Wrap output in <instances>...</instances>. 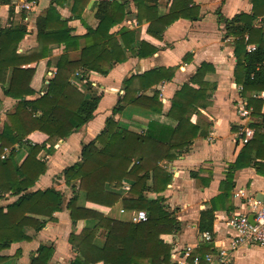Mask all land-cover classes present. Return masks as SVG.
<instances>
[{"label": "trees", "instance_id": "16d2710c", "mask_svg": "<svg viewBox=\"0 0 264 264\" xmlns=\"http://www.w3.org/2000/svg\"><path fill=\"white\" fill-rule=\"evenodd\" d=\"M252 2V14L240 13L226 22L229 33L236 36V79L242 84V95L257 113L263 101L251 98L250 92L254 89L264 90V27H255L253 20L258 15H264V0ZM80 3L81 0H74V17H80V13L76 12ZM134 3L137 23L148 22V33L159 40L175 20L181 17L192 20L199 18L185 4V0H173L169 11L164 14L158 12V0H134ZM126 13L124 2L100 0L95 12L99 22L96 27L88 26L84 35L85 45L77 60L70 59L69 52L79 47L80 36L72 34L67 20L59 18L53 4L44 16L37 18L39 47L31 53L18 51L19 42L27 33L25 23L16 22L10 28H0V83L5 93L17 100L0 131V196L7 192L18 195L6 206L0 205V252L14 242L29 240L30 236L24 228L31 226L36 230L41 229L48 219H55L54 213L63 205L64 196L59 189L31 188L47 170V163L38 157L39 153L44 149H53L57 141L90 121L101 99L98 93L88 97L71 81L72 73L81 69L85 82L90 84L86 76L90 71L106 75L116 63L127 60L131 55L147 57L157 51L158 47L146 40L134 45V30L125 25L111 31L123 21ZM244 33L249 34L247 41L239 38ZM117 34L120 35L119 39ZM254 42L257 48L248 51L247 44ZM52 44L64 46L56 62L55 74L48 79L43 92L28 98L36 90L31 87L35 67L27 65L48 56ZM240 67L244 71L242 77L238 72ZM211 70L212 66L202 63L190 80L176 91L166 113L168 122L159 119L163 114L160 91L155 89L151 95L140 91L172 79L174 67H154L123 80V95L107 117L104 129L96 138L82 144L80 159L65 167L61 176L67 185L77 186L83 191L87 201L106 206L121 202L124 208L132 211L144 209L148 218L133 222L98 215L94 227L84 228L79 234H70L69 242L77 252L70 264H91L98 260L103 264H174L171 258L172 244L162 236L176 233L181 225L162 194L171 182L172 174L159 161L179 158L198 136L200 128L191 121V115L207 104L210 84L204 77ZM128 105L145 109L157 118H152L142 131L124 127L115 119V115ZM255 126L253 139L243 146L235 162L229 166L221 184L223 191L211 198V205L201 213L198 223L200 232L212 230L214 210L219 206V201L229 196L235 170L252 162V150L257 149L256 158H264L257 148L259 141L264 140V130L259 125ZM36 130L47 135V142L32 143L27 138ZM21 146L26 148L27 155L22 162H18L16 154ZM5 147H9L10 151L2 158ZM255 164L260 171L264 168V161L256 160ZM126 178L134 181L129 187L131 196H122L116 191ZM146 191L157 195H146ZM67 207L73 220L92 218L94 214L92 209L79 204L78 195L68 200ZM39 216L47 219H40ZM100 234L104 237V243L97 247L95 238ZM149 243L153 244L156 252L152 256L147 255ZM20 253L17 250L15 256ZM53 253L51 245L40 244L29 264H58L52 261ZM9 258L0 253V263Z\"/></svg>", "mask_w": 264, "mask_h": 264}, {"label": "crops", "instance_id": "0c3cea01", "mask_svg": "<svg viewBox=\"0 0 264 264\" xmlns=\"http://www.w3.org/2000/svg\"><path fill=\"white\" fill-rule=\"evenodd\" d=\"M23 1L32 0H0V28H10L16 22H23L27 26V33L19 42L18 51L27 54L39 47L37 18L44 16L48 7L53 4L59 13V18L67 20L72 34L80 36L79 47L69 52L70 59H79L81 49L85 45L84 35L87 33L88 26L96 27L99 22L95 12L100 0H81L76 9L80 17L73 16L74 0H35L31 9L22 8ZM117 1L125 3L127 13L123 21L115 25L111 31H116L120 26L125 25L134 30V45L137 46L146 40L156 45L158 49L153 55L147 57L131 55L127 60L116 63L106 75L90 71L86 74L90 84L85 82L81 69L72 73L71 81L88 97L98 93L101 94V99L90 121L57 141L53 149H44L39 153L38 157L47 163V170L31 188V190L49 187L59 189L64 196L63 205L54 213L55 219H48L41 229L36 230L26 226L24 230L30 239L14 242L9 248L2 250L0 253L10 258L0 264H29L40 244L51 245L54 248L53 262L70 264L77 256V252L69 242L71 233L79 234L84 228L94 227L98 222V215L129 220L132 210L124 208L121 202L106 206L87 201L84 192L77 186L67 185L61 173L65 167L80 159L82 144L96 138L104 129L107 117L112 114L113 107L123 95V80L133 74L159 66L175 68L172 79L163 80L140 91L148 95H151L155 89L160 91L163 114L159 116V119L168 122L166 113L176 91L190 80L202 63H207L213 68L204 77L210 84L207 90V104L199 107L191 115V121L200 128L198 136L179 158L173 161L165 159L159 161L172 174L171 182L162 194L165 197V203L179 219L181 225L176 233L162 236V239L172 244V249L175 245L181 247L194 244L200 239L198 223L201 213L211 205L210 199L223 191L221 184L226 178L229 166L235 162L244 146L235 142V135L242 124V118L238 113V101L241 98L246 100V98L242 95V84L236 79L235 74L238 66V57L235 52L236 36L229 33L226 20L240 13L252 14V0H185V4L199 18L192 20L181 17L175 20L167 27L160 40L148 33V22L137 23L134 0ZM172 3L173 0H158L159 14L169 11ZM240 23L242 24L243 21ZM253 25L257 28L264 27V15L255 17ZM117 37L119 39L120 35L117 34ZM253 44L257 48V44L255 42ZM63 50V45L52 44L48 56L27 65L35 67L31 87L36 90V93L28 98L36 97L46 89L48 79L55 74L56 62ZM238 72L242 77L243 68L240 67ZM254 90L250 92L251 98L261 99L253 97ZM16 101L5 93L0 83V131L4 123L8 121V113L14 110ZM154 117L157 118L149 111L133 105L126 106L122 112L115 115L120 125L137 131L144 130ZM249 121L254 128L255 125H259L264 130V115L261 109L253 114ZM27 138L32 143L47 142V135L38 130L31 132ZM47 145L49 146V143ZM257 148L264 155V140L259 141ZM256 151V148L252 150V162L235 170L229 196L226 200L219 201V206L214 210L215 218L212 228L214 241L211 244L214 249L227 246L235 233L233 227L227 223L228 219L233 214L248 211L246 199L236 196L235 192L243 188L247 194L259 200L264 198V168L262 167L260 171L255 164L256 160L263 162L264 158H256ZM26 155V148L19 147L16 161L22 162ZM133 182L132 179L126 178L124 185L116 191H119L122 196H131L129 187ZM151 182L149 180V184ZM145 194L157 195L152 191H146ZM75 195H78L79 204L93 210L92 218L77 220L71 218L67 202ZM17 196L10 192L3 194L0 196V205L6 206ZM122 208L125 211H121ZM39 218L47 219L44 216ZM95 242V245L100 247L104 243L103 235H97ZM207 247L208 245H205V249ZM17 250L21 253L15 256ZM155 253L153 244L149 243L147 255L152 256ZM91 264L103 263L98 260ZM230 264H264V248L256 244H242L233 250Z\"/></svg>", "mask_w": 264, "mask_h": 264}, {"label": "built area", "instance_id": "2783aa9c", "mask_svg": "<svg viewBox=\"0 0 264 264\" xmlns=\"http://www.w3.org/2000/svg\"><path fill=\"white\" fill-rule=\"evenodd\" d=\"M35 4V0L23 1L21 7L31 9ZM246 41L249 34L239 35ZM256 48L253 43L247 44V49L252 51ZM78 74V72L76 73ZM78 84H80L78 82ZM242 88V87H241ZM253 97L261 98L263 105L261 113L264 115V90H254ZM238 113L242 118V124L235 135V142L245 145L251 141L255 135V128L251 125L249 119L253 116L254 106L249 105L244 98L238 101ZM9 147H5L1 157L8 155ZM125 181V179H124ZM123 181V185H124ZM122 185V186H123ZM236 196L244 197L248 204V211L233 214L227 223L233 227L235 233L231 236L227 246L213 248L211 246L214 241L212 230H205L200 233V239L194 244H186L184 246L175 245L171 252L172 262L174 264H230L233 250L242 244H256L264 248V201L255 198L253 195L247 194L245 189H239L235 192ZM121 211H125L124 208ZM253 214V221L249 215ZM147 212L144 209L131 211L129 220L133 222L146 221ZM205 245L208 247L205 249Z\"/></svg>", "mask_w": 264, "mask_h": 264}, {"label": "water", "instance_id": "95a60500", "mask_svg": "<svg viewBox=\"0 0 264 264\" xmlns=\"http://www.w3.org/2000/svg\"><path fill=\"white\" fill-rule=\"evenodd\" d=\"M260 200H261V201H264V198H261ZM249 218H250L251 221H253V214H250V215H249Z\"/></svg>", "mask_w": 264, "mask_h": 264}]
</instances>
